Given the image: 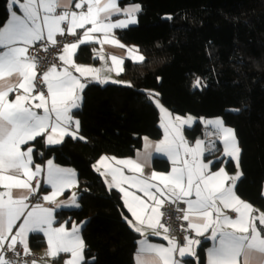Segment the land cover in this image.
Masks as SVG:
<instances>
[{"label":"snow or ice","instance_id":"1","mask_svg":"<svg viewBox=\"0 0 264 264\" xmlns=\"http://www.w3.org/2000/svg\"><path fill=\"white\" fill-rule=\"evenodd\" d=\"M73 7L81 10L74 11ZM7 10L10 18L0 26V186L4 189L0 191V250L15 252L19 243L27 254L28 234L43 233L47 237L48 256L56 258L60 253H70L65 264H82L85 244L79 234L80 229L75 225L71 230L63 225L53 227L54 208L40 203H33L30 207L27 203L29 199L41 198L42 185L37 180L34 186L32 181L44 171L41 165H34L33 147L29 146V142L46 138L47 146L60 144L65 136L85 139L78 136L80 121L75 119L72 110L80 107V93L86 84L70 69H75L82 77L91 74L97 80L105 69L75 64L72 59L74 50L90 42L92 33H103V42L119 44L114 37L109 39V34L113 29H123L136 23L135 14L140 8L132 5L122 9L118 0H8ZM121 14L124 19L112 20V17ZM86 25H91V28L83 32L78 43H68L63 47L59 60L65 67L58 70L57 65L52 64L47 71L38 74L36 59L28 55L29 46L38 41H51L55 45L57 34L63 36L66 31L69 35L79 36L76 30L85 29ZM143 59V56L136 57L137 62ZM112 62L117 67L122 63L115 56ZM21 90L22 94L9 99L10 93H20ZM160 110L164 114V139L154 147L156 152L165 154L171 160V172L153 171L150 176H143V168L151 157V153L146 151L143 164L132 159L111 158L117 165H123L133 173H141L140 176L124 175L118 167L101 173L105 176L110 174L109 186L123 192L124 204L135 218V223L132 220L128 223L135 231L143 234V225L151 228L155 235L161 234L159 228L164 230L163 238L169 246L151 244L147 239L141 241L136 264H188V257L195 258V264H199L195 247L202 242L191 236L185 237L182 244L170 239L167 235L169 229L160 223L162 213L159 208L151 207L149 213V204L123 188V184L142 192L158 206L165 202L161 197L176 204H186L182 217L188 222L186 230L194 231L197 237H204L210 230L206 239L213 243L206 250L207 264H264V227L257 224L258 221L259 226H264V212L254 214L258 210L237 196L235 181L240 173L230 175L224 167L212 171L210 165L220 161L204 162L201 157L206 151L210 155L214 153V142L205 148L204 141L197 140L190 147L181 129L189 125L192 118L177 116L173 119L163 107ZM204 123L214 127V135L223 144V154L232 158L239 167L241 149L234 130L225 127L219 119ZM152 147L146 142L147 149ZM108 160V157H101L99 163L104 165ZM21 176L26 179H21ZM74 177L72 170L47 160L45 183L53 191L50 195H43V201L55 204L56 197L76 183ZM13 189L24 191L14 197ZM220 205L235 213V218L226 214ZM64 206L79 207L75 193L65 205H57ZM0 264H11L2 251Z\"/></svg>","mask_w":264,"mask_h":264},{"label":"trees","instance_id":"2","mask_svg":"<svg viewBox=\"0 0 264 264\" xmlns=\"http://www.w3.org/2000/svg\"><path fill=\"white\" fill-rule=\"evenodd\" d=\"M7 3L0 0V26L8 19ZM131 3L141 6L138 24L118 37L145 56L142 64L125 65L123 78L132 85L94 83L84 90L75 112L84 140L35 143L36 163L53 159L78 175L80 207L58 211L56 223L83 224V264H135L141 235L128 223L121 194L108 188L94 164L103 155L133 157L145 138L161 137L152 97L175 114L220 118L235 131L242 171L236 192L264 211V0H120L122 6ZM77 60H94V48L82 46ZM186 133L194 141L205 128L198 122ZM217 148L221 158L213 170L224 162L221 143ZM225 166L236 171L231 159ZM154 167L167 171L170 165L156 159ZM45 244L42 235H31L33 249ZM208 247L204 242L199 248V264H206Z\"/></svg>","mask_w":264,"mask_h":264},{"label":"crops","instance_id":"3","mask_svg":"<svg viewBox=\"0 0 264 264\" xmlns=\"http://www.w3.org/2000/svg\"><path fill=\"white\" fill-rule=\"evenodd\" d=\"M74 2H76V0H74ZM118 5L123 9V8H126V7H129V6H132V5H136V6H139L140 8V11H141V6L139 4H134V3H131V4H128V5H124L122 6L120 4V0H118ZM86 7V6H85ZM74 11H77L79 12L81 9H75L73 7ZM135 14V19H136V23L134 24H130L128 25V27L126 28H123V29H127V28H130V27H134L138 24V20H139V13ZM10 18V13L8 15V19ZM125 17L121 14L119 16H114L112 17V20L115 21L117 19H124ZM62 27H65L64 25H62ZM87 28H91V25H86L85 26V29H77V33L79 34V39H81L83 37V32L87 29ZM123 29H113L112 30V33L109 34V39H111L112 37H114L115 39L118 40L119 44H112V43H107V42H103L104 41V34L103 33H92L91 35L93 36V39L90 41V42H87L86 44H83V45H79V47L74 50V54L72 56V59L74 61L75 64L79 65V66H86V67H92V68H96V69H105L104 71H102L99 76H100V79L97 80L95 78H93V76L91 74H89L88 76H81L80 73L76 72L75 69H70L72 72H73V75H75L77 78H79L81 80V82L85 83L86 84V87L84 88V90L90 85V84H100V85H107V84H120V85H124V86H131V81L128 80V79H125L123 78V74H124V70H125V65L127 62H130L132 64H142L144 61H145V56L144 54L142 53V51L140 50L139 47L135 46V45H132V44H127L125 43L124 41H122L119 37H118V31L120 30H123ZM58 35V34H57ZM56 35V36H57ZM55 36V37H56ZM78 39V41H79ZM78 41H76V43H78ZM39 42V41H38ZM38 42H36L35 44H37ZM51 42V41H50ZM34 44V45H35ZM34 45H31L29 46V49L31 47H33ZM119 45H123L124 47H120ZM82 46H91L94 48V60L90 61V62H80L77 60V55L81 49ZM129 50H132L131 52ZM63 54V51L59 54V56ZM58 56V57H59ZM115 56L117 57L118 60L122 61V63L117 67L116 65L113 64L112 62V57ZM138 56H143V61L142 62H137L136 61V57ZM58 67V70H62L63 67H65V65L63 64L62 61L59 60V65H57ZM107 69H111V70H107ZM122 69V70H121ZM107 81V82H103V81ZM115 81V82H114ZM84 90L82 91V93H80L82 99L80 101V107L78 109H73V113H74V117L75 119H77V117L75 116V112L79 109L82 108V105H83V92ZM46 92V91H45ZM16 94H22V90L20 91V93H10L9 94V99L12 100L15 98V95ZM156 106L158 107L159 111H160V127H161V131H162V135L159 139H151V138H145L144 141H143V145L142 147L136 152V154L133 156V157H130V158H119V157H114V156H110V155H103L101 157H108L109 160L105 162L104 165H101L99 163L101 157L95 162L94 164V167H95V170L97 171V168H99L100 170L97 171L98 173H103L105 171H107V169L111 168V167H118L122 170L123 174L124 175H127V176H131V175H137V176H140L141 173H133L131 171H129L128 168L124 167L123 165H117L115 160L111 159V158H116V159H132V160H137L139 162H141L142 164L144 163V155L147 152H150L151 153V157L150 159L148 160L147 164L144 166L143 168V173L142 175L145 176V177H148L151 175V173L154 171V172H157V173H163V174H168L171 172L172 170V162L171 160L168 159V157L163 154V153H158L155 151V145L160 143L163 139H164V128L162 127V124H163V116L164 114L161 112V107H163L168 113L171 114V116L173 117V119L177 116L181 117V118H188V117H191L192 118V122L189 124V125H184L182 126V134L184 136V139L188 142V145L190 147L194 146L196 141L197 140H202L204 141V146L205 148H208L211 146V144L214 142L215 144V151L213 154H211L212 158H209L207 159V156L210 155L207 151L203 154V156L201 157V159L204 161V162H208L209 160L211 161H216L218 159L221 158V156H218L216 155L217 153V142L221 143L222 145V157H224V162L223 164L220 166V167H224L225 170L230 174V175H235L236 173H240V176H239V179L235 181V192H236V186L238 184V182L240 181V179L242 178V171L240 169V165L239 167L236 166V171L234 173H230L227 168H226V162L228 160H233L232 158L230 157H227L223 154V144L222 142L214 135V132H215V129L213 126L211 125H206L204 122L205 121H208V120H222L220 118H214V119H204V118H197L193 115H178V114H175L172 112V110H170L169 108H167L166 106H164L163 104H158V103H155ZM38 111H42V110H38ZM223 121V120H222ZM200 122L204 128H205V133L203 136H199L197 137V139H195L194 141H191L189 139V137L187 136V129H192L194 128V126ZM224 124V122H223ZM225 125V124H224ZM225 127H227L225 125ZM230 128V127H228ZM232 129V128H231ZM235 132V131H234ZM236 135V133H235ZM78 136H82L81 135V132H80V128H79V133H78ZM67 137H71V136H65L63 141L60 143V144H55V145H47V147H51V146H58V145H61L64 140L67 138ZM41 138H37V140H39ZM236 139L238 141V138L236 136ZM36 140V141H37ZM36 141H31L29 142V146H32L33 147V161H34V151L36 149V146H35V143ZM44 141V144L46 146V138L43 139ZM146 142L147 143H150L151 145H153L152 148L150 149H147L146 148ZM239 144V142H238ZM240 147V146H239ZM215 154V156H214ZM214 156V157H213ZM156 159H165L166 161H168L170 167L167 171H162V170H159V169H156L154 167V163L156 161ZM49 160V159H47ZM47 160L44 161L43 163H36L34 161V165L38 164V165H41V167L44 169V171L41 173L40 177L38 178H34V180L32 181V184L35 186L36 184V181L39 180L40 184L42 185L43 187V192L40 194L41 196V201L39 202L40 204H42L43 206L45 207H50V208H54V213H53V216H54V222H53V227H59L61 225H63L66 229L68 230H71L72 226L75 225L77 226L79 229H80V236L82 237V227H83V224L81 223H72L71 226H67L66 224H58L56 223V213L60 210H63V209H77L80 207V203L78 201V196H77V189H78V175L77 173L71 169V168H66V167H62L58 164H56L54 162L53 159H50L53 161V163L61 168H65V169H70L72 170L74 173H75V181L76 183L72 186V187H69V188H66L64 190V192L60 195H58L56 197V202L55 204H52V203H48V202H45L43 201L42 199V196L43 195H50L51 192L53 191V189H51V186L50 185H47L45 183V180H46V168H47ZM234 161V160H233ZM235 162V161H234ZM236 164V162H235ZM33 167V170H34V166ZM219 167V168H220ZM210 168L212 171H216V170H213L212 169V165H210ZM102 175V174H101ZM106 185L108 186V188L110 189H116L120 194H121V197H122V201H123V204H124V197H123V192H121L119 190V188L117 187H110L109 186V182L111 181V175H102ZM21 179H26V177H23L21 176L20 177ZM153 183H159L158 181H153ZM123 188H125L126 190L130 191V192H134L137 196L141 197L143 200H145L148 204H149V213L151 212V207H158L159 208V211L160 213H162V207L166 204V203H170L172 202L171 200H168L166 199L165 197H161V199H164V204L163 205H156L154 201H150L148 200V198L146 196H144V194L142 192H139L137 189L135 188H132L130 187L128 184H123L121 185ZM0 191H4L3 187L0 186ZM24 190H19V189H13V194H14V197L16 196H19L22 194ZM75 193L76 194V198H77V203L79 205V207H75V206H64V207H57V205H65L66 202H69L70 199H71V196L72 194ZM237 196L240 197V195H238V193L236 192ZM194 198V197H193ZM241 198V197H240ZM242 199V198H241ZM243 201L247 202V203H250L244 199H242ZM251 204V203H250ZM253 206V208L255 210H258V212L254 213L256 215L259 214V212H264L262 211L261 209H259L258 207L254 206L253 204H251ZM31 207V205H29ZM124 207L128 213V216H129V220H132L134 223H135V218L132 217L131 213L128 211L127 207L125 206L124 204ZM220 207L222 208L223 211L226 212V214H228L229 216H231L232 218H235L236 214L233 213L231 210H226V209H223V206L220 205ZM232 214H235V216H232ZM159 220H160V223L162 222V215L159 216ZM19 223V222H17ZM257 224H258V227H264V226H259V222L257 221ZM132 226V225H131ZM133 227V226H132ZM142 227V231H143V234H141V232H138L140 235H141V238L138 242V246H137V251H136V254H135V264H136V256H137V252L138 250L140 249L141 247V241L147 239L148 243H151V244H157V245H162L164 247H167L169 246L168 245V241L165 240L163 237L165 235V233H161L160 235H155L153 233V230L151 228H148L147 225H143L141 226ZM134 229V227H133ZM15 231V229H14ZM32 234H40L44 237V240L46 242L45 246L42 247V248H39V249H33L30 245V237ZM196 235V234H195ZM170 239H175L177 241V239L175 237H172L170 235H168ZM210 236V230L208 233H205V236L204 237H195L196 239H200L201 240V245L204 243V242H207L209 243V247L212 246V241L210 239H206V237ZM83 239V237H82ZM178 242V241H177ZM27 244H28V252H34L36 255L39 256L40 260L38 261H35L34 263L32 264H65V261L67 259L70 258L71 254L70 253H60L58 254V256L56 258H53V257H50L48 256V244H47V237L44 236L43 233H29L28 234V237H27ZM201 245H198L195 247V250L198 254V251H199V248L201 247ZM24 247V246H23ZM2 251V250H0ZM188 261L193 259L195 260V258H191V257H188L186 258ZM84 261V260H83ZM83 264V262H82ZM189 264V263H188ZM206 264H207V257H206Z\"/></svg>","mask_w":264,"mask_h":264},{"label":"built area","instance_id":"4","mask_svg":"<svg viewBox=\"0 0 264 264\" xmlns=\"http://www.w3.org/2000/svg\"><path fill=\"white\" fill-rule=\"evenodd\" d=\"M57 43L53 45L50 41L38 42L33 47L29 49V56H32L37 61V73L42 74L44 71H47L48 68L52 64L59 65V54L62 52L63 47L72 42H76L79 39V36H72L67 34L65 31V35L61 36L58 34L55 37ZM46 91V87L43 88ZM41 197V196H40ZM40 199H29L27 203L32 205L33 203H39ZM182 209V210H181ZM187 209V205L183 202H179L178 204L170 202L166 203L162 207V222L166 228L169 229L167 235L175 237L178 241V244H182L184 242V238L187 236H191L193 238L196 237L195 232L187 229V221L182 219L184 215V211ZM235 216V214H232ZM160 233H164L163 228L158 229ZM2 253L6 260L10 261L11 264H32L35 261L40 260L39 256L34 252L25 253L24 247L22 244L16 245V251H7L2 250Z\"/></svg>","mask_w":264,"mask_h":264},{"label":"rangeland","instance_id":"5","mask_svg":"<svg viewBox=\"0 0 264 264\" xmlns=\"http://www.w3.org/2000/svg\"><path fill=\"white\" fill-rule=\"evenodd\" d=\"M198 81H199V84L196 83V86H197L198 88H200V87H201V85H200V80H198ZM152 99H153V101H154L155 103L163 104V103L161 102V100H159L157 97H152ZM239 159H240V158H239Z\"/></svg>","mask_w":264,"mask_h":264}]
</instances>
